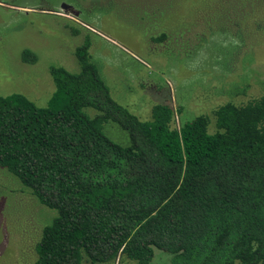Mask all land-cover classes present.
Listing matches in <instances>:
<instances>
[{
  "label": "trees",
  "instance_id": "16d2710c",
  "mask_svg": "<svg viewBox=\"0 0 264 264\" xmlns=\"http://www.w3.org/2000/svg\"><path fill=\"white\" fill-rule=\"evenodd\" d=\"M90 47L75 50L78 72L50 68L46 107L0 93V168L57 212L33 264H152L156 251L264 264V93L219 106L213 128L208 115L174 127L166 103L144 121L113 99Z\"/></svg>",
  "mask_w": 264,
  "mask_h": 264
},
{
  "label": "rangeland",
  "instance_id": "374dc122",
  "mask_svg": "<svg viewBox=\"0 0 264 264\" xmlns=\"http://www.w3.org/2000/svg\"><path fill=\"white\" fill-rule=\"evenodd\" d=\"M86 37L113 99L144 121L166 103L174 127L208 115L213 128L219 106L264 93V0H0V93L46 107L56 91L50 68L78 72L75 50ZM25 50L36 63L22 60ZM117 128L107 135L126 138ZM3 170L0 264H33L57 212ZM170 260L156 251L152 264Z\"/></svg>",
  "mask_w": 264,
  "mask_h": 264
},
{
  "label": "water",
  "instance_id": "95a60500",
  "mask_svg": "<svg viewBox=\"0 0 264 264\" xmlns=\"http://www.w3.org/2000/svg\"><path fill=\"white\" fill-rule=\"evenodd\" d=\"M70 8H71V7H69V6H67V5H63V9H64L65 11H69Z\"/></svg>",
  "mask_w": 264,
  "mask_h": 264
}]
</instances>
